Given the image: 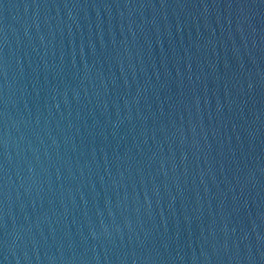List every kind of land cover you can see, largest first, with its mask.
I'll return each instance as SVG.
<instances>
[{
  "label": "water",
  "instance_id": "water-1",
  "mask_svg": "<svg viewBox=\"0 0 264 264\" xmlns=\"http://www.w3.org/2000/svg\"><path fill=\"white\" fill-rule=\"evenodd\" d=\"M0 264H264L172 0H0Z\"/></svg>",
  "mask_w": 264,
  "mask_h": 264
}]
</instances>
